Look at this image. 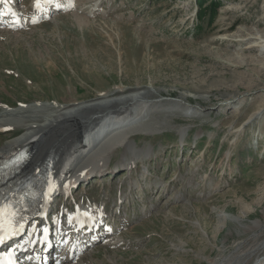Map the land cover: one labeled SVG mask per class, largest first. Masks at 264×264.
<instances>
[{"label":"rangeland","instance_id":"obj_1","mask_svg":"<svg viewBox=\"0 0 264 264\" xmlns=\"http://www.w3.org/2000/svg\"><path fill=\"white\" fill-rule=\"evenodd\" d=\"M35 1L14 0L29 25L0 24V112L148 88L175 118L160 115L158 129L105 153L101 172L75 180L73 199L55 195L50 217L80 204L109 214L70 264H218L251 236L240 226L258 223L264 235V50L243 40H264V0H45L52 16L38 10L39 23ZM22 133L0 128V147ZM136 153L146 158L129 168ZM250 264H264V251Z\"/></svg>","mask_w":264,"mask_h":264},{"label":"bare ground","instance_id":"obj_2","mask_svg":"<svg viewBox=\"0 0 264 264\" xmlns=\"http://www.w3.org/2000/svg\"><path fill=\"white\" fill-rule=\"evenodd\" d=\"M36 4H40L43 10L47 2H45V0H36L35 5ZM12 6L13 4L11 3L10 7ZM20 14L18 9H12L9 10V13L5 12L1 16L7 15L11 18L8 20L10 21L9 26L12 25L16 28L19 25L26 26L28 24V21H22ZM31 22L33 21L29 23ZM34 22H37V20ZM261 34L264 36V32ZM258 38L251 36L243 40H248V44H250L248 49L257 47L264 50V40H258ZM224 40L229 44L235 42V40L229 37H226ZM245 51L246 50L242 52ZM219 53L226 56L231 55L233 60L230 62L234 65L233 67L240 65L235 63H240L239 57L236 55L231 54L227 50H219ZM246 59H244V61ZM157 93L156 90L148 88L136 90L131 93H127L122 89H116L98 98L96 102H89V104L86 105H77L71 100L67 102V104L59 107L32 105L22 107L16 111L3 110L0 112V128H18L19 130H23L22 134L0 147V162L10 158L23 148H27L30 154V157L25 160L24 165L13 179H22L30 175L35 177V174L44 167L47 161L51 163V166L47 169L49 171L46 180L47 186L42 199L24 218H22V221H24L27 226H30L36 216L43 214L45 217L40 218L36 226L34 224L33 227H29V231L25 233L24 239L19 242V244L27 246L39 243L41 246L39 251L40 257L44 264L48 263L51 258L49 255L46 256L45 254L46 246L52 243L53 249H56L61 245L59 238L64 234L66 235L68 232H72L75 227H79V232H77L76 236H74L75 232L72 233L73 237L67 242L65 241L60 251L61 253L63 252L61 256L62 259L53 261V264H70L74 256L79 254V249H82V254L86 253L84 251L87 250H83L82 247L84 242L88 243L95 241L94 238L99 239V231H105L104 220L109 215L106 214V209L103 208L100 216L95 217L94 214L98 212L99 205L97 208L80 204L76 210L70 213L68 211L66 213H59L60 216L58 215L59 217H57V223L60 222V225L56 231L53 232L52 238L48 235V231L53 225L49 213L53 209L55 195L64 191L70 192L77 178H85L89 172H101L106 165L104 154L117 149L122 144H125L127 149L131 147L128 143V139L132 135L137 134L139 129H158L160 124H162L158 121L160 115L166 114L167 122L169 120H174V113L170 112L172 110L168 111L166 108L156 109V107L161 104L170 105V102L156 101L155 96ZM185 99L186 97L182 96L181 102ZM233 101L234 98L228 99L227 104L232 105ZM181 102H172L171 105L180 107L182 105ZM259 115L260 114L257 113V116ZM249 122L250 120L247 121V124ZM236 131L239 132L240 130ZM86 151L87 153L85 154ZM87 156L88 159L83 162L84 158ZM145 158V153H136L131 156L130 160L127 159L128 161H126L125 164L131 168L137 161L144 160ZM195 174L192 173L188 175V183H191L192 180L195 179ZM148 176L149 175L144 172L140 174L138 180L143 181ZM207 181L208 179L205 177L203 180V188L206 186ZM138 186L139 184L132 185L130 187V192L134 193ZM201 192L204 193V189ZM65 196L71 197L69 194ZM180 201L183 202V200L179 199L178 202ZM121 202L124 201L121 200ZM65 206H67V204ZM119 216V212H113L112 214V217ZM244 218L243 216L239 217L238 222L231 221V223L234 222L235 225L237 223L240 225L244 224L242 223ZM239 229V237H245L248 234H251V236L240 243L238 248L234 249L229 257L226 256L227 258L218 264H250L253 258L259 257L260 253L264 251V235L259 231L261 230V225L254 223L249 226H240ZM108 230L110 231V229L107 228V231ZM258 231L260 232L259 234L252 235V233ZM97 232L99 234H97ZM112 233H114L113 230ZM114 239L115 238H112L111 235L108 237V241H113ZM16 250L20 252L19 247H17ZM72 250L77 251L73 256L70 254ZM35 252L37 254L38 251ZM34 254L35 253H32V256H28L29 259L27 260V264H38L39 260L37 257L34 258Z\"/></svg>","mask_w":264,"mask_h":264}]
</instances>
